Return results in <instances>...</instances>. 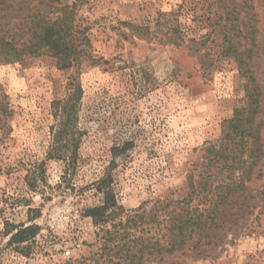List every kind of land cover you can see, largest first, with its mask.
<instances>
[{
    "label": "rangeland",
    "instance_id": "obj_1",
    "mask_svg": "<svg viewBox=\"0 0 264 264\" xmlns=\"http://www.w3.org/2000/svg\"><path fill=\"white\" fill-rule=\"evenodd\" d=\"M78 1L77 23L91 41L78 66L59 70L49 56L0 64V87L12 111L0 131V264H78L95 252L98 229L84 209L102 202L96 189L106 174L125 210L184 197L202 148L221 137L223 122L245 103L237 65L220 54L221 40L205 37L214 24L212 3ZM263 1L253 0L261 25ZM74 2L0 0V37L20 17L43 11L56 17L54 8ZM172 26L185 33L178 44L168 42ZM71 79L81 87L70 132L79 146L58 159L49 156L58 131L53 106ZM125 142L134 147L114 164L111 150ZM5 221L39 232L27 244L10 243L16 231H4ZM194 260L264 264V238L241 239Z\"/></svg>",
    "mask_w": 264,
    "mask_h": 264
},
{
    "label": "trees",
    "instance_id": "obj_2",
    "mask_svg": "<svg viewBox=\"0 0 264 264\" xmlns=\"http://www.w3.org/2000/svg\"><path fill=\"white\" fill-rule=\"evenodd\" d=\"M207 2L216 10L209 12L214 24L205 37L221 40L220 54L237 65L245 103L223 122L221 137L202 148L200 160L187 175L184 197H160L125 210L112 188L111 175L106 174L96 189L103 195L102 202L84 209L98 229L97 249L78 264H193L206 250L223 252L241 239L264 238V1L263 25L253 0ZM78 7L75 0L54 8L56 17L47 11L20 17L0 37V64L49 56L59 70L78 66L89 56L91 45L88 28L77 23ZM168 34L169 43L185 38L180 26H172ZM80 96L79 83L71 79L63 100L54 103L58 131L49 156L63 159L70 149L78 148L70 132ZM11 116L0 87V131L5 132ZM133 145L113 147V163ZM29 185L30 191H36V182ZM4 225V231H16L9 240L14 244H27L39 232L35 225L8 221Z\"/></svg>",
    "mask_w": 264,
    "mask_h": 264
},
{
    "label": "built area",
    "instance_id": "obj_3",
    "mask_svg": "<svg viewBox=\"0 0 264 264\" xmlns=\"http://www.w3.org/2000/svg\"><path fill=\"white\" fill-rule=\"evenodd\" d=\"M65 257L69 258L71 256V251H66L64 253Z\"/></svg>",
    "mask_w": 264,
    "mask_h": 264
}]
</instances>
